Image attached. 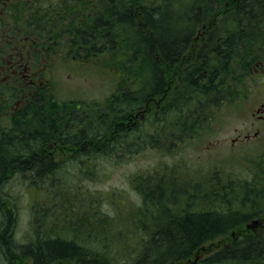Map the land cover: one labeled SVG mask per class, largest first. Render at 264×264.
<instances>
[{
    "label": "trees",
    "instance_id": "16d2710c",
    "mask_svg": "<svg viewBox=\"0 0 264 264\" xmlns=\"http://www.w3.org/2000/svg\"><path fill=\"white\" fill-rule=\"evenodd\" d=\"M24 1L0 0V67L9 54L23 55L48 78L50 59L61 58L116 82L85 109L86 102L36 87L6 117L0 97V189L17 174L31 191L28 232L18 242L15 199L0 190L3 264H264V148L253 158L206 164L170 154L177 141L195 138L194 125L219 121L205 105L217 108L223 93L245 87L258 69L264 0H233L226 23V0ZM170 8L178 18L171 20ZM166 84H173L168 99ZM10 97L22 98L16 87ZM145 106L157 118L175 115L168 125L144 123L141 138L135 113ZM81 120L93 132L74 129ZM146 148L158 159L134 168L124 188L89 186ZM65 149L72 153L56 157ZM95 233L103 238L85 247Z\"/></svg>",
    "mask_w": 264,
    "mask_h": 264
},
{
    "label": "rangeland",
    "instance_id": "374dc122",
    "mask_svg": "<svg viewBox=\"0 0 264 264\" xmlns=\"http://www.w3.org/2000/svg\"><path fill=\"white\" fill-rule=\"evenodd\" d=\"M48 2H50V0L40 1V3L45 4H47ZM238 2H236V6L238 5ZM229 3L233 4V0H226L225 2H223V6L225 7V9L230 10L228 12L226 11V13L224 12V9V13H222V21H225V23L228 20L226 16L231 14V11H233L232 9H230L231 7ZM177 12H179L177 8L174 10L170 8L169 12H167V15L170 16L171 20H174L179 16ZM161 21L165 24L164 19H161ZM201 28H203V26ZM262 31L264 32V30ZM203 34L204 31H199L196 34L193 33L191 35V38L192 40L193 38L195 40L192 41V44L198 45L196 39L203 36ZM58 59L61 58L50 59L52 64L51 74L48 78L45 79L43 85L40 86L39 90L41 91L39 92H55L58 98L61 100L74 97L75 99H81L88 102L91 100H103L113 89V84L116 82V79L114 77H110L111 75H109L108 73L101 71H77L71 69V66L68 65L69 60L62 59L60 62H58ZM64 63H67V65H63ZM166 74L168 77H171V74H169V72H165V75ZM172 79H174V77ZM260 81L261 84L264 85V82L262 81L260 75L251 74L243 82L245 87H241V89L248 88L249 92H235V89H233L230 90V92L233 93L222 94L224 96V99L217 100V104L219 105L217 108L213 105H209L208 107H206L205 105L204 108L206 110H215V115L217 119H219V121L216 122L215 119H212L209 124H198L196 125V127L194 125L193 128L198 130L195 131V138L177 141V147L174 148L170 152V154L178 156L180 154H184V156L190 158L196 163L206 164L210 161L218 162L223 160L225 162H229L232 159L240 160L245 157L253 158L263 153L260 151H262L264 148V120H258L256 117H254L258 114L255 110L259 107V105L264 104V90L259 89L260 85L257 86ZM251 86L254 88L252 89ZM172 87L173 84H171L170 87L166 84V90L169 91L172 89ZM10 92H14V90L12 89L9 90V92H3L0 95V97H2V109H4V106L7 103V95ZM187 92H189L190 94L192 90L188 89ZM169 93L172 92H167L165 98L168 99L167 94ZM163 100L164 98L159 100L157 102V105L162 106L161 103ZM189 102L190 104L194 103L193 99H189ZM83 108H87V105H85ZM254 111L256 112L255 115L252 114V112ZM189 114H191V110L189 111ZM174 115V111L170 110L163 114V116H161L162 118H157V114L155 115L151 109L145 106L137 113H135L138 123L142 128L139 131V136L142 138L146 134V130H144V123L149 122L151 124H154L157 122L159 124H162V120H165L164 122L167 123L168 120L172 119V116ZM78 125H86L84 128L85 130L87 127L88 129H92V125L84 124L82 120L80 124H75L73 128L76 129ZM166 125H168V123ZM72 130L73 129H71L70 126L65 128L63 130L64 136L71 133ZM91 131L93 132V129ZM87 140L93 143L94 139L92 137H89V139ZM91 146L89 149H91ZM70 153H72L71 150H56V157H65L70 155ZM92 153H89L90 155H85V157L90 158ZM158 154L159 151L157 149L151 150L146 148L142 154L136 155L134 158H132L131 162L110 169V172L107 171L105 174H101L97 183H89V186L91 188H97L102 191H107L112 188H124L127 175L136 167H140L143 169L146 168L147 165L153 164L158 159ZM0 190L4 191V195L6 198H8V200L10 199L11 201H14L13 199H15L13 203L16 204V211H18V221L15 228V237L18 242H23V235L28 232V218L30 215L28 203L30 201L31 191L28 189L26 184L19 179L17 174L11 177V179H9L7 182H5ZM5 197L1 198V200L5 199ZM125 200L126 203L124 206L127 207L130 204V200L127 198H125ZM248 223H251V220ZM255 225V223H251L252 227H255ZM110 230V228H107L106 232ZM96 235L97 237L92 236L90 239H87V241H84V246L87 248L96 246L97 242H99L103 238L102 235ZM126 241L130 243L128 239ZM216 243V240L213 241L214 245ZM0 264H3L2 259H0ZM59 264L70 263L62 261ZM121 264L128 263L126 261L125 263Z\"/></svg>",
    "mask_w": 264,
    "mask_h": 264
},
{
    "label": "flooded vegetation",
    "instance_id": "af4514ba",
    "mask_svg": "<svg viewBox=\"0 0 264 264\" xmlns=\"http://www.w3.org/2000/svg\"><path fill=\"white\" fill-rule=\"evenodd\" d=\"M249 32L252 33L251 31H249ZM261 46H264V39H263V42H261ZM10 60L7 61V64H9L8 67H11ZM22 61H23V58H19L17 60L18 63H22ZM256 65L258 66L257 67L258 69L255 71L254 74L260 75L262 81L264 82V57L261 58ZM8 67L7 68L4 67L0 71V74L6 73ZM24 68L27 69L25 66H24ZM11 76L14 77L13 80H10ZM41 79H42V76H40V74L37 72L15 73V71H13L11 74H4V76L0 75V91L1 92H9V90L13 89V85H15V80H17V86H18V89L20 92L19 96L21 95L22 101H24V100H26L24 98L25 92L29 93L31 87L43 85V82L41 81ZM257 86H259L260 90H264V85L261 84V81L257 84ZM251 88L253 89L254 87L251 86ZM235 92H249V89L248 88H243V89L238 88V89H235ZM255 92H257V91H255ZM10 106L13 109H15L14 105H12V103H10ZM263 106H264V104H261L259 106V108L256 109V111L258 112L256 117L258 119H264V107ZM8 114L9 113L7 112V115ZM252 114H255V112H252Z\"/></svg>",
    "mask_w": 264,
    "mask_h": 264
},
{
    "label": "bare ground",
    "instance_id": "6f19581e",
    "mask_svg": "<svg viewBox=\"0 0 264 264\" xmlns=\"http://www.w3.org/2000/svg\"><path fill=\"white\" fill-rule=\"evenodd\" d=\"M213 132V131H212ZM222 166V165H221ZM97 169V168H96ZM216 176V175H215ZM210 177V176H209ZM201 179V178H200ZM211 180V179H210ZM211 183V182H210ZM200 191V190H199ZM138 239V238H137ZM150 239V238H149ZM147 240V239H146ZM151 242V241H150Z\"/></svg>",
    "mask_w": 264,
    "mask_h": 264
}]
</instances>
